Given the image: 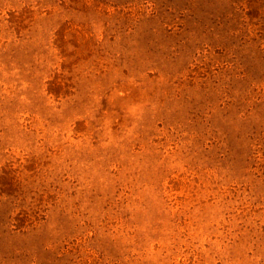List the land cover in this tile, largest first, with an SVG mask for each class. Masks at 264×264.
<instances>
[{"label": "rangeland", "instance_id": "374dc122", "mask_svg": "<svg viewBox=\"0 0 264 264\" xmlns=\"http://www.w3.org/2000/svg\"><path fill=\"white\" fill-rule=\"evenodd\" d=\"M0 264H264V0H0Z\"/></svg>", "mask_w": 264, "mask_h": 264}]
</instances>
